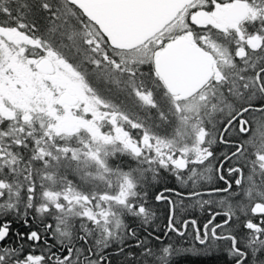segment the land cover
I'll return each instance as SVG.
<instances>
[{
    "label": "snow or ice",
    "instance_id": "snow-or-ice-1",
    "mask_svg": "<svg viewBox=\"0 0 264 264\" xmlns=\"http://www.w3.org/2000/svg\"><path fill=\"white\" fill-rule=\"evenodd\" d=\"M212 254L264 264V0H0V264Z\"/></svg>",
    "mask_w": 264,
    "mask_h": 264
},
{
    "label": "flooded vegetation",
    "instance_id": "flooded-vegetation-1",
    "mask_svg": "<svg viewBox=\"0 0 264 264\" xmlns=\"http://www.w3.org/2000/svg\"><path fill=\"white\" fill-rule=\"evenodd\" d=\"M174 181H175L174 178H168L167 174H165L164 177H162L160 179L159 184H157L156 182H153V184H152L153 189L151 191L148 190V192L151 195V204L152 205H155L154 193L157 190V188L163 187L165 184H167L170 187L172 184H174ZM209 198H211V197H209L207 195L204 196V199H209ZM186 203H188V202H186ZM155 207H156V216H155L154 221H152L150 223V229H155V230H157V234L162 235L165 228H166V224H167L166 208L163 204L155 205ZM216 211H221V210H216ZM177 214L181 215L182 219L183 218H198L199 219V218H202V217L207 216L209 214V207L205 206L203 211H201V209L199 207H196V208L189 207L185 213L180 214L178 211ZM129 223L133 227H136L138 231H142V228H141L139 221H129ZM21 230L27 231V229H21ZM143 234H147V233L145 232ZM129 242H130V240H129ZM36 254H39V249L36 250ZM108 255H114V253L112 251H109ZM114 264H119L118 258L114 260Z\"/></svg>",
    "mask_w": 264,
    "mask_h": 264
},
{
    "label": "trees",
    "instance_id": "trees-1",
    "mask_svg": "<svg viewBox=\"0 0 264 264\" xmlns=\"http://www.w3.org/2000/svg\"><path fill=\"white\" fill-rule=\"evenodd\" d=\"M176 185V182L174 181V184H172L170 187H173ZM153 187H149L147 190L151 191ZM218 201L216 210L224 211L226 209H222L219 206V201L223 199V197H215ZM163 210V209H162ZM188 261H190V264H218V256L216 254L212 255H202V256H189L186 258Z\"/></svg>",
    "mask_w": 264,
    "mask_h": 264
},
{
    "label": "rangeland",
    "instance_id": "rangeland-1",
    "mask_svg": "<svg viewBox=\"0 0 264 264\" xmlns=\"http://www.w3.org/2000/svg\"><path fill=\"white\" fill-rule=\"evenodd\" d=\"M133 131V134L135 135L136 133H135V130H132Z\"/></svg>",
    "mask_w": 264,
    "mask_h": 264
}]
</instances>
